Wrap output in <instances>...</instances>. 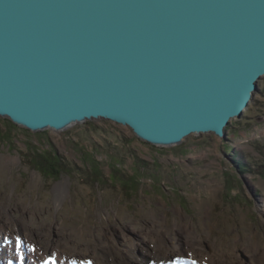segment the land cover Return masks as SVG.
I'll return each instance as SVG.
<instances>
[{"label": "rangeland", "instance_id": "1", "mask_svg": "<svg viewBox=\"0 0 264 264\" xmlns=\"http://www.w3.org/2000/svg\"><path fill=\"white\" fill-rule=\"evenodd\" d=\"M258 87L225 137L172 146L106 119L33 132L0 117V264H122L110 238L162 264H264V76ZM49 149L65 160L55 177L31 164Z\"/></svg>", "mask_w": 264, "mask_h": 264}, {"label": "water", "instance_id": "2", "mask_svg": "<svg viewBox=\"0 0 264 264\" xmlns=\"http://www.w3.org/2000/svg\"><path fill=\"white\" fill-rule=\"evenodd\" d=\"M264 76V0H0V117L226 136Z\"/></svg>", "mask_w": 264, "mask_h": 264}, {"label": "bare ground", "instance_id": "3", "mask_svg": "<svg viewBox=\"0 0 264 264\" xmlns=\"http://www.w3.org/2000/svg\"><path fill=\"white\" fill-rule=\"evenodd\" d=\"M66 190H67V187H66V184L65 183H59V184H57L56 186H55V188H54V192H55V201L57 202V203H61L62 201H63V199H64V196H65V193H66ZM110 239H112V246L113 245H115V248L117 249V253L116 254H114L113 256H117V257H119V259H120V261H122V264H143V259H144V257L146 256V254L147 255H151V256H153V257H156L157 258V260L162 264V263H164V258L163 259H161L160 258V256H159V249H144L143 251V255L142 256H139L138 254H137V250L135 251L133 248H131V249H128V250H126V249H121V248H119L118 246H117V243H116V240L114 239V238H110ZM135 244V243H134ZM51 245L53 246V243H48L47 245H45L46 247H51ZM176 245V244H175ZM118 247V248H117ZM179 247V244H177V246H176V248H178ZM174 248V247H173ZM112 251H114V250H112ZM162 251V250H161ZM176 252V251H175ZM174 253V252H173ZM179 253V252H178ZM161 254V253H160ZM165 256V255H164ZM178 257L179 256H181L182 257V254H178L177 255ZM152 257V258H153ZM195 259H197V258H195ZM180 261H178L179 262V264L180 263H182V264H186L187 262L185 261V259H179ZM167 261V259H165V262ZM194 261H196V260H194ZM101 262L102 263H106L107 262V260L104 258H102L101 259ZM199 262V261H198ZM101 263V264H102ZM119 263V262H118ZM150 263V262H149ZM58 264V263H57ZM72 264H76V262H73ZM100 264V263H99ZM166 264V263H165ZM174 264V263H173ZM176 264H178V263H176ZM188 264V263H187Z\"/></svg>", "mask_w": 264, "mask_h": 264}, {"label": "trees", "instance_id": "4", "mask_svg": "<svg viewBox=\"0 0 264 264\" xmlns=\"http://www.w3.org/2000/svg\"><path fill=\"white\" fill-rule=\"evenodd\" d=\"M91 121H86L85 123H90ZM12 125L16 126V124H14L12 122ZM48 157H50L51 159H48ZM43 160V161H41ZM53 161V162H52ZM33 166L35 168H41L42 171L44 170L47 174H52L54 177L57 176V173H52L51 171L54 170H58L59 174L61 172H63L64 167L65 166V160L63 157H61L58 152L55 149H49L48 151H46L45 153H37V156L34 158V161H32ZM38 164H43V165H48V167L46 169H44V166H39ZM55 167V168H54ZM52 168V169H50ZM57 168V169H56ZM101 169L99 168V165L96 164V167L94 169L95 172V177H97V173L101 174ZM129 181H133V183L136 185V183H138V181L132 177L131 179H129Z\"/></svg>", "mask_w": 264, "mask_h": 264}, {"label": "snow or ice", "instance_id": "5", "mask_svg": "<svg viewBox=\"0 0 264 264\" xmlns=\"http://www.w3.org/2000/svg\"><path fill=\"white\" fill-rule=\"evenodd\" d=\"M178 264H179V262H178ZM193 264H195V262H193Z\"/></svg>", "mask_w": 264, "mask_h": 264}]
</instances>
